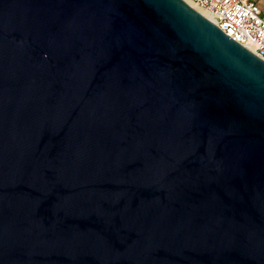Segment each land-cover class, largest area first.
Wrapping results in <instances>:
<instances>
[{
    "label": "water",
    "instance_id": "obj_1",
    "mask_svg": "<svg viewBox=\"0 0 264 264\" xmlns=\"http://www.w3.org/2000/svg\"><path fill=\"white\" fill-rule=\"evenodd\" d=\"M0 264H264V60L185 0H0Z\"/></svg>",
    "mask_w": 264,
    "mask_h": 264
},
{
    "label": "built area",
    "instance_id": "obj_2",
    "mask_svg": "<svg viewBox=\"0 0 264 264\" xmlns=\"http://www.w3.org/2000/svg\"><path fill=\"white\" fill-rule=\"evenodd\" d=\"M224 33L264 60V18L253 0H188Z\"/></svg>",
    "mask_w": 264,
    "mask_h": 264
},
{
    "label": "crops",
    "instance_id": "obj_3",
    "mask_svg": "<svg viewBox=\"0 0 264 264\" xmlns=\"http://www.w3.org/2000/svg\"><path fill=\"white\" fill-rule=\"evenodd\" d=\"M253 1L257 4L259 8V12L264 18V0H253Z\"/></svg>",
    "mask_w": 264,
    "mask_h": 264
},
{
    "label": "bare ground",
    "instance_id": "obj_4",
    "mask_svg": "<svg viewBox=\"0 0 264 264\" xmlns=\"http://www.w3.org/2000/svg\"><path fill=\"white\" fill-rule=\"evenodd\" d=\"M188 4H190L193 8H195L196 10H198L201 14H203L204 16H207V14L203 11V10H201V9H198V8H196L194 5H192L188 0H185Z\"/></svg>",
    "mask_w": 264,
    "mask_h": 264
}]
</instances>
